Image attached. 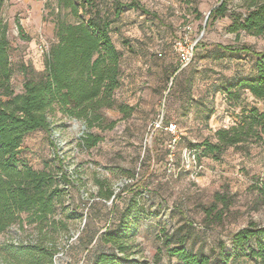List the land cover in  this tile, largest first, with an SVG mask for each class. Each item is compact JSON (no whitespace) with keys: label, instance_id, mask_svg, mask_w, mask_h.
<instances>
[{"label":"rangeland","instance_id":"rangeland-1","mask_svg":"<svg viewBox=\"0 0 264 264\" xmlns=\"http://www.w3.org/2000/svg\"><path fill=\"white\" fill-rule=\"evenodd\" d=\"M118 1V15L111 0L96 2L111 20L110 37L120 52L114 105L102 109L103 120L91 127L54 107L47 114L49 130L27 134L20 156L34 169L66 173L63 200L78 214L69 222L68 242H76L84 225L85 233L103 231L107 219L115 226L129 208L128 252L144 264L156 257L168 264L166 241L211 257L229 254L228 264H249L235 257L230 237L249 223L264 226V144L228 147L213 159L197 158L189 143L213 141L214 132L231 126L243 107L264 108L248 91L227 100L221 89L235 78L254 76L256 56L216 47L264 51L263 35L229 29L258 0ZM221 4L224 15L216 13ZM54 9V0H4L0 7L14 93L44 69L55 41ZM120 107L129 108L128 115ZM169 122L176 132L164 128ZM85 134L99 140L81 146ZM109 190L110 198H102ZM24 218L22 228L16 221L0 233V261L4 245L32 237ZM58 257V264H91L92 252L64 247Z\"/></svg>","mask_w":264,"mask_h":264},{"label":"trees","instance_id":"trees-1","mask_svg":"<svg viewBox=\"0 0 264 264\" xmlns=\"http://www.w3.org/2000/svg\"><path fill=\"white\" fill-rule=\"evenodd\" d=\"M4 0H0V7ZM101 1V0H98ZM97 0H54L55 41L44 57L43 71L22 84V92L14 93L10 86L12 67L9 59L10 45L6 24L0 16V233L16 221L32 227V237L27 241L11 242L3 246L5 255L0 264H58V253L73 247H83L92 252L91 264H144L130 256L128 242L133 230L128 226L130 209L117 218L115 226L109 225L101 232L85 233L86 226L69 240V222L78 217L74 208L63 200L61 184L69 183L65 172L54 175L49 170L34 169L20 156L24 137L34 131H48L47 114L54 107L64 115L82 119L87 127L103 120L101 110L114 105V93L120 84V52L110 37L111 20L102 11ZM115 4L114 15L121 5ZM244 15L234 17L231 32L243 31L254 36H264V0L252 3ZM216 13H226L225 4ZM71 17V21L66 20ZM223 52H244L256 56L255 74L238 77L222 86L227 100L238 97L242 91L264 105V51L251 52L241 46L231 48L216 46ZM194 49V48H193ZM129 108L120 107L125 115ZM98 136L85 134L79 145L94 146ZM251 144H264V108H241L236 121L229 127L214 132V140L203 139L189 143L199 156L219 159L228 148L246 149ZM112 192L102 193L109 199ZM84 233V234H83ZM230 240L236 256H244L249 264H264V226L249 223L234 232ZM62 241L64 244H62ZM168 264H228L229 254L211 257L178 244L164 243ZM151 264H160L156 257Z\"/></svg>","mask_w":264,"mask_h":264},{"label":"built area","instance_id":"built-area-1","mask_svg":"<svg viewBox=\"0 0 264 264\" xmlns=\"http://www.w3.org/2000/svg\"><path fill=\"white\" fill-rule=\"evenodd\" d=\"M160 125H161V121H158V122H156V124H155L156 127H160ZM164 128H165L168 132H171V133L176 132V126H175V124H173V123H171V122H169L168 124H166Z\"/></svg>","mask_w":264,"mask_h":264}]
</instances>
